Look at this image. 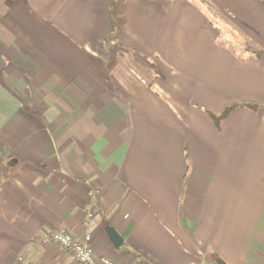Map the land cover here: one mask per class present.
<instances>
[{
    "label": "crops",
    "instance_id": "0c3cea01",
    "mask_svg": "<svg viewBox=\"0 0 264 264\" xmlns=\"http://www.w3.org/2000/svg\"><path fill=\"white\" fill-rule=\"evenodd\" d=\"M56 229L264 264V0H0V264H78Z\"/></svg>",
    "mask_w": 264,
    "mask_h": 264
},
{
    "label": "built area",
    "instance_id": "2783aa9c",
    "mask_svg": "<svg viewBox=\"0 0 264 264\" xmlns=\"http://www.w3.org/2000/svg\"><path fill=\"white\" fill-rule=\"evenodd\" d=\"M91 216V213L87 214L88 219ZM42 243L56 244L64 249L70 250L78 264H119L109 257L96 256L94 245L89 234L85 235L82 239H77L66 229H56L43 236ZM19 259L22 260V257H19ZM199 264L207 263L202 260Z\"/></svg>",
    "mask_w": 264,
    "mask_h": 264
},
{
    "label": "water",
    "instance_id": "95a60500",
    "mask_svg": "<svg viewBox=\"0 0 264 264\" xmlns=\"http://www.w3.org/2000/svg\"><path fill=\"white\" fill-rule=\"evenodd\" d=\"M106 233L114 245V248H119L123 242V238L116 232V230L113 227H110L108 225L105 226ZM218 264H224L223 262H218Z\"/></svg>",
    "mask_w": 264,
    "mask_h": 264
},
{
    "label": "rangeland",
    "instance_id": "374dc122",
    "mask_svg": "<svg viewBox=\"0 0 264 264\" xmlns=\"http://www.w3.org/2000/svg\"><path fill=\"white\" fill-rule=\"evenodd\" d=\"M23 26H25V27H33L34 29V31H36V29H37V25L38 24H35V23H29V24H22ZM132 69H134V72H131V74H130V76H135V73L138 75V77L139 78H141V77H144V78H146L147 77V74L146 73H144L143 71H141L140 69H137L135 66H133V68ZM126 76L127 77H130L129 76V70H127V74H126ZM220 262H223V261H221L220 260ZM207 263V262H206ZM208 264V263H207ZM209 264H217V262L214 260V259H211V260H209Z\"/></svg>",
    "mask_w": 264,
    "mask_h": 264
},
{
    "label": "trees",
    "instance_id": "16d2710c",
    "mask_svg": "<svg viewBox=\"0 0 264 264\" xmlns=\"http://www.w3.org/2000/svg\"><path fill=\"white\" fill-rule=\"evenodd\" d=\"M245 105V104H244ZM237 105H232L227 107L220 115L216 116L211 114L210 112H208V114L214 119L216 120V122H219L221 120V118H223L224 116H226L234 107H236ZM246 106L252 108V109H256V105H252V104H246Z\"/></svg>",
    "mask_w": 264,
    "mask_h": 264
}]
</instances>
